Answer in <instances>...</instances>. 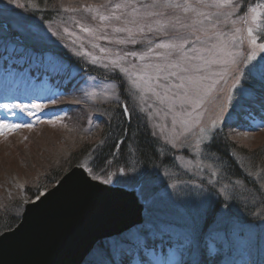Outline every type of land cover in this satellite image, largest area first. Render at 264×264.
Here are the masks:
<instances>
[{"label": "rangeland", "instance_id": "374dc122", "mask_svg": "<svg viewBox=\"0 0 264 264\" xmlns=\"http://www.w3.org/2000/svg\"><path fill=\"white\" fill-rule=\"evenodd\" d=\"M53 1L57 20L39 23L24 7L32 0H0V212L7 205L23 212L24 191L44 183L45 174L54 171L59 183L75 172L137 217L129 228L135 245L147 253L156 243L146 261L133 249L122 253L128 248L120 244V255L103 262L212 264L219 256L216 264H264V78L250 71L264 65V0L241 12V0ZM26 39L43 50L24 57ZM60 42L90 105L110 108L117 100V83L93 74L99 66L134 93L128 104L146 114L157 160L173 162L154 167L153 188L144 191L129 176L136 171L120 168V143L110 157L118 162L117 182L127 184L112 188L89 174L103 132L86 127L94 111L80 104L82 96L69 113L76 92L65 88L74 82L64 80L68 63L52 60L45 46ZM102 116L118 123L110 109ZM78 117L85 123L77 130L71 121ZM218 159L233 166L224 169Z\"/></svg>", "mask_w": 264, "mask_h": 264}, {"label": "water", "instance_id": "95a60500", "mask_svg": "<svg viewBox=\"0 0 264 264\" xmlns=\"http://www.w3.org/2000/svg\"><path fill=\"white\" fill-rule=\"evenodd\" d=\"M44 197L42 207L33 204L30 208L32 202H29L20 223L13 230L0 235V264H37L38 252L52 248V244H60L62 249L70 250L74 258L63 261L60 259L64 257L63 254H57L54 261L45 262L48 258L52 259L45 257L41 263L78 264L94 242L120 233L137 221V217L125 205L111 196H102L71 173L64 176ZM87 198L88 201H84ZM50 215L58 223L52 225L58 229L56 233L59 236L45 223L51 218ZM60 233L64 236H60Z\"/></svg>", "mask_w": 264, "mask_h": 264}, {"label": "trees", "instance_id": "16d2710c", "mask_svg": "<svg viewBox=\"0 0 264 264\" xmlns=\"http://www.w3.org/2000/svg\"><path fill=\"white\" fill-rule=\"evenodd\" d=\"M55 5L57 4H55L53 0H32V4L25 3L24 7L27 10L26 13L27 15H29V18L39 23H43L46 21L50 23L54 20H57L54 17L57 14L56 12L59 10V5L58 6H55ZM25 42L26 43L21 44V49L19 50L21 53H24L23 55L24 57L25 56L35 57L37 50L38 51L43 50V48H40L39 45H36L34 41L30 39H26ZM45 46L47 47L46 49H50V53L57 58V61L59 59L63 63L64 62L68 63L65 68L67 69V71L66 73L63 74L67 78V76L70 75V73L72 72V67L74 66L72 64L75 62L73 60H70L67 56L63 57V55H69V52L66 50L55 51L56 46H53L52 44L45 45ZM97 70L93 72V74H95V76L97 77H100V75L104 76V74L106 75L107 73L105 71L106 73L102 72V74H100ZM116 76L117 75L115 73L114 82L120 83L119 79ZM40 77H41V73L37 72L34 78L41 80ZM47 79H48L47 82H50V80H52L50 74H48ZM103 79L106 81L111 78L104 77ZM72 80H74V82L69 83V86L65 87L67 89H70L71 91L77 83L79 84V81L76 78H72L71 80L68 79V82ZM112 108L114 107L112 106L109 108L111 110V115L115 119L118 120V123L113 124V125H108V124H105V122H103L104 126L102 123V126L104 128L103 135L100 137V143L102 144V146H99L97 149H95L91 153V156H90L91 165L89 166V170L91 172H89V174L92 176L93 175L98 176L99 178L100 177L107 178L108 179L107 182L109 181L111 182L113 179L117 178L116 173L119 169L118 164H117L118 162L113 161V158L110 157V155L114 147L117 145L118 141L122 138L119 144V147H118L119 155H120V165H121L120 168L124 167V170L126 172L136 171L133 173L134 175L133 178H135L136 179L135 181L137 182H140L139 181L140 179L141 180L156 179L157 175H155L156 170H154V167L160 164L161 165L165 164L167 165L166 167H170L169 165H171L173 162H171V164H170V161L169 163L167 162L170 159L169 157L162 158V160H157L158 157L156 154V147H157L156 144H157L158 139L154 137L150 132L148 133V131H146L145 124L140 126L139 128L138 127L131 128L129 127V125L131 123L136 122L134 120H137V119L134 118L132 119L131 122H126L123 119L122 114L116 113L114 109ZM134 159L140 160V162L137 161L138 163H136V160ZM261 161H264V160L261 159ZM218 162L220 163L221 167L224 166V169H228L230 166H233L232 160L226 161L224 159H218ZM226 162H228L229 164L226 165ZM131 164L133 165L131 166ZM50 174L47 173L44 175L45 177V180L43 181L44 183L39 185V182H37L36 186H34L33 189L27 188L24 191V193L26 191L31 193L29 194V199L38 195V193L40 192L38 188H42L41 186H44V185L45 187L48 188L57 179L60 178V176L56 175L54 171H51ZM188 192H189L188 189H185L182 192L186 194L185 198L181 199L183 200L184 206L187 204V201L186 203H184L185 201L184 199H186ZM155 208H158V206L156 205ZM195 212L196 211H191V215L194 216ZM21 213H22L21 209H12L10 205H7V207H4L0 212V234L8 230H11L14 226H16L18 220H20L19 218L21 216ZM198 225L202 229V231L205 230L206 227L205 225H203L202 221ZM141 230H144V229L141 228ZM132 236H133V232L132 233L125 232L123 235H121V237L116 236V237L101 239L100 241L96 243L97 246L95 245L94 248L91 250L84 264H107L109 262L111 264H115V263L117 264L116 260H110L107 262H103L102 260L105 259L106 257L110 259L117 258V255H120V251H121L120 249H121L122 244L128 248V251L122 250V253L126 252L128 256L132 255L133 252H129V250L132 251L133 249V251L136 253L134 254L137 257V260L139 261L148 260L150 258L149 257L150 251H154L156 249L155 248L156 243L146 253L143 251V248H141L137 243H136L137 246L134 244L135 241L133 239H130V237ZM189 248L191 249L192 246L190 245ZM116 251H118V254H114L116 253ZM122 256H121L122 261H124L126 257H128V256H124V257ZM217 259L218 260L220 259L219 256L213 257L212 264L218 263Z\"/></svg>", "mask_w": 264, "mask_h": 264}, {"label": "bare ground", "instance_id": "6f19581e", "mask_svg": "<svg viewBox=\"0 0 264 264\" xmlns=\"http://www.w3.org/2000/svg\"><path fill=\"white\" fill-rule=\"evenodd\" d=\"M241 1H243V2H245V3H243L242 5H241V7H240V9H238V11L239 12H241L242 11V9L244 8L245 9V7L248 9V8H250V7H254V6H256L257 4H259V2L260 1H262V0H241ZM247 4V5H246ZM244 5H245V7H244ZM219 9V8H218ZM222 12L223 13H225V14H223V15H226V14H231V13H227V12H225V11H223L222 10ZM63 43L62 42H60L58 45H57V47H56V50L55 51H60V50H64V49H62L63 48V45H62ZM57 58L55 57V56H53L52 55V60H56ZM100 74H102V72L104 73L105 71L107 72H105L107 75L106 76H110V78L111 79H109V81H114V77H115V72L114 71H111L110 69L108 70H106V69H104V68H102V67H100L99 66V69L97 70ZM76 76H77V74L76 73H73V74H71L70 73V75H68L67 76V78H65L64 80H65V82H68V79L69 80H71L72 78H76ZM260 77H262V75L260 76ZM262 78H264V77H262ZM118 85H117V93H116V96H117V100L114 102V104H113V106H114V111L116 112V113H119V114H122V116H123V119L126 121V122H131L132 121V119L133 118H137L138 120L136 121V120H134V121H136V122H134V123H131L130 125H129V127H131V128H139L140 126H142V125H146L145 127H146V131H148V133L150 132V133H152V129H151V127H150V125H148L147 123H146V121H147V117H146V114L145 113H141L140 111H139V109H137L136 108V106H135V104H133V105H129L128 103H132L134 100H132V98H134V93H131L130 92V90H129V88L128 87H126L125 85H126V83L125 84H121V83H117ZM83 85L82 84H76L75 86H74V88L72 89V91L73 92H76V93H74V96H73V98H72V103H71V105H69V106H71V111L69 112V113H74L73 112V110L72 109H74L75 111H76V107H74V105H75V102H76V96L77 95H79V96H82L84 99L80 102V104L82 105V106H84V105H88V108L89 109H92L93 111H94V113H92V114H90L89 115V121H87L86 122V127L87 128H89V129H91V130H93V131H96V132H103L104 131V128H102V123L104 122V121H106L105 120V118L102 116L103 114H104V112L106 111V110H108L109 108V106L110 105H108L107 103H103V104H101L100 106H99V108L98 107H96V105H90L89 104V102H87V100L86 99H88V98H86L87 97V95H85V93L84 92H86L85 91V89H84V87H82ZM131 94H132V96H131ZM262 94V93H261ZM75 97V98H74ZM78 99V98H77ZM68 104H70V103H67V104H64L63 103V105H62V107L63 106H65V105H68ZM76 106V105H75ZM69 107H67L64 111L66 112V113H68V111H69V109H68ZM68 109V110H67ZM127 115H129L130 116V119H126L125 117L127 116ZM81 118H83L84 120H85V116L83 115V116H80ZM80 117H78L77 119H75V120H73V121H71V125L75 128V129H79L80 127H82V126H84V121H82L81 120V118ZM64 118V120L66 119L65 118V116L63 117ZM66 123H67V121H65ZM151 135V134H150ZM101 136V133H99L98 134V137H100ZM121 140H122V138L118 141V144L121 142ZM93 142H95V141H92L91 143H93ZM99 141H96V143H95V145H98L99 146ZM224 156V155H223ZM88 172H91L90 170H88ZM72 175H74L75 177L77 176L78 178H81V176H80V174H78V173H75V172H72L71 173ZM129 176H132V177H134V175L133 174H131V173H129ZM63 179V178H62ZM58 180V179H57ZM57 180L52 184V185H57L58 184V182H57ZM149 180H151V179H149ZM149 180H147V179H145V180H139L140 182H138L139 183V186L141 185V187L143 188V190L145 191L147 188L146 187H148V184H151V186H152V188H153V185L152 184H154L153 183V180H151V181H149ZM107 182V181H106ZM124 184H127L126 182H124V181H121V182H117V180L115 179V180H112L111 182H107V184L106 185H108V186H110V187H112V188H114L115 187V185L116 186H120V187H124ZM166 183L164 182L162 185L164 186ZM113 185H114V187H113ZM42 188L40 189V188H38L39 189V193H38V195H36V196H34V197H32V198H30L29 199V202H32L31 204H30V208L32 207V205L33 204H39V205H41L40 207H42L43 205H44V203H43V200L45 199V197H44V195L50 190L49 188H47V187H45V185L44 186H41ZM44 187V188H43ZM151 188V189H152ZM70 189H71V187H70ZM149 192H152V191H149ZM100 193V192H99ZM27 197H29V194H31L30 192H28V191H26L25 193H24ZM102 196H105V197H108L109 196V194H105L104 192L103 193H100ZM44 198V199H43ZM33 199V200H32ZM84 201H88V198L87 199H84ZM38 202H40V203H38ZM39 205H37L38 207H39ZM168 205H170V204H168ZM166 207V206H165ZM29 208V209H30ZM25 209H26V207H25ZM43 209H46V207H44ZM73 210V209H72ZM50 219H48L47 221H45V223H46V225H48V226H50L51 227V229L53 228L55 231H54V233L56 234V236H59V234L58 233H56L57 231H58V229L56 228V226L55 225H52L53 223L54 224H58V223H56L55 222V219L50 215ZM66 222V221H65ZM41 223H42V221H41ZM53 226V227H52ZM123 232H130V230H129V228L128 229H126V230H124ZM60 236H64V234H61L60 233ZM106 237H112V235H109V236H106ZM62 238V237H61ZM60 239V238H59ZM98 242V240L96 241V242H94V244H93V246H95L96 245V243ZM70 244H72V243H70ZM70 244L67 246V247H69L70 246ZM60 244H58V245H56V244H52L50 247H52V248H50V249H46V250H44L43 252H38V261H37V264H43V263H41V261H43L44 262V259H45V257H50V258H52V259H46L45 260V262H52V261H54L55 259H56V256H57V254H59V255H61V254H63V256L64 257H62V258H60L61 260H63V261H65V260H68V258L69 259H72V257L74 258V253L73 252H71L70 250H66V249H62L60 246H59ZM93 246H91V248L85 253V255L86 254H88L89 253V251H91L92 249H93ZM71 253H70V252ZM57 252V253H56ZM68 253H70V254H68ZM51 255V256H50ZM81 263V261L78 263V264H80Z\"/></svg>", "mask_w": 264, "mask_h": 264}, {"label": "snow or ice", "instance_id": "6c2138e0", "mask_svg": "<svg viewBox=\"0 0 264 264\" xmlns=\"http://www.w3.org/2000/svg\"><path fill=\"white\" fill-rule=\"evenodd\" d=\"M253 43H255V41H252ZM161 47H165V45H161ZM261 49H264V45H261L260 46ZM173 67H175V65H172ZM250 71H259L260 74L262 75V77H264V65H261L258 69H256L255 67H253V69H250ZM172 75H175V73H172ZM243 95L241 97V101H238L237 102V106H241L242 102H243ZM34 107H37V106H34ZM5 127H9V126H5Z\"/></svg>", "mask_w": 264, "mask_h": 264}]
</instances>
